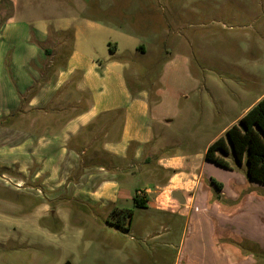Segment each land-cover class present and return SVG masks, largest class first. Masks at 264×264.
I'll return each instance as SVG.
<instances>
[{"label":"crops","instance_id":"0c3cea01","mask_svg":"<svg viewBox=\"0 0 264 264\" xmlns=\"http://www.w3.org/2000/svg\"><path fill=\"white\" fill-rule=\"evenodd\" d=\"M8 1L12 13L0 17V120L10 126L0 125V166L16 168L24 180H37L46 192L76 200L80 208L108 211L113 221L96 223L103 232L134 226L133 208L121 197L122 182L130 186L138 171L153 175L144 208L166 219L153 225L165 233L144 237L169 236L177 219L185 218L184 241L172 264H264V184L248 179L245 160L237 165L232 152L225 156L230 168L205 159L207 147L264 93L206 141L202 160L195 161L176 152L187 135L180 140L169 133L175 118L189 112L179 102L191 88L171 95L164 75L154 88L138 84V78L130 85L126 65L106 40L112 26L103 20L63 12L60 21L35 26L27 17L17 23V10L30 12L39 0ZM65 2L70 5L57 4ZM66 35L64 54H55L63 51ZM181 61L186 67L187 58ZM178 78L177 83L186 82ZM21 116L22 124L16 120ZM124 209L132 211L130 218ZM99 240V249L122 261L131 252L142 258L136 247L127 253L122 242ZM162 244L168 246L169 239Z\"/></svg>","mask_w":264,"mask_h":264},{"label":"rangeland","instance_id":"374dc122","mask_svg":"<svg viewBox=\"0 0 264 264\" xmlns=\"http://www.w3.org/2000/svg\"><path fill=\"white\" fill-rule=\"evenodd\" d=\"M58 1L63 0L33 1L30 12L22 6L15 21L30 17L37 26L46 19L60 21L58 14L63 12L93 16L112 26L106 40L126 65L130 85L138 78V84L154 88L164 75L171 95L191 88L179 102L189 112L178 115L169 128L174 138L187 135L175 149L178 154L189 153L201 161L206 141L264 93V0H64L70 5ZM68 41L67 35L63 37V51L55 54L63 55ZM139 46L145 51L137 50ZM171 61L174 65L166 68ZM178 77L186 82L177 83ZM16 120L23 123L22 116ZM152 176L138 171L130 186L122 182L121 197L133 208L134 226L103 232L96 223L113 221L108 211L80 208L76 200L46 192L39 181L24 180L16 168L0 166V264H172L184 241L185 218L177 219L169 236L151 241L144 236L159 230L153 225L166 219L150 207L132 204L136 190L138 194L153 188ZM41 205L50 210L42 211ZM101 236L122 242L127 253L136 247L142 258L131 252L122 261L102 251L97 247Z\"/></svg>","mask_w":264,"mask_h":264},{"label":"trees","instance_id":"16d2710c","mask_svg":"<svg viewBox=\"0 0 264 264\" xmlns=\"http://www.w3.org/2000/svg\"><path fill=\"white\" fill-rule=\"evenodd\" d=\"M12 3L8 0L0 1V17L9 16L12 13ZM10 118V117H9ZM7 119V118H6ZM8 121L0 120V125ZM232 152L235 163L246 162V173L250 180L264 184V95L260 97L238 120L229 126L224 136L218 137L206 149L205 159L218 166L230 168L225 156ZM217 189L222 184L211 179ZM145 197L137 194L134 201L137 206H144ZM124 216L131 217L132 211L124 209Z\"/></svg>","mask_w":264,"mask_h":264},{"label":"built area","instance_id":"2783aa9c","mask_svg":"<svg viewBox=\"0 0 264 264\" xmlns=\"http://www.w3.org/2000/svg\"><path fill=\"white\" fill-rule=\"evenodd\" d=\"M139 197L143 198L144 197V193H138L137 194Z\"/></svg>","mask_w":264,"mask_h":264},{"label":"water","instance_id":"95a60500","mask_svg":"<svg viewBox=\"0 0 264 264\" xmlns=\"http://www.w3.org/2000/svg\"><path fill=\"white\" fill-rule=\"evenodd\" d=\"M173 197L177 198V194H176V193H174V194H173Z\"/></svg>","mask_w":264,"mask_h":264}]
</instances>
